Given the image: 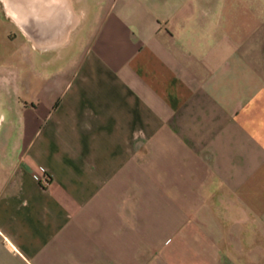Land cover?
<instances>
[{
  "label": "crops",
  "instance_id": "crops-1",
  "mask_svg": "<svg viewBox=\"0 0 264 264\" xmlns=\"http://www.w3.org/2000/svg\"><path fill=\"white\" fill-rule=\"evenodd\" d=\"M0 264H264V0H0Z\"/></svg>",
  "mask_w": 264,
  "mask_h": 264
},
{
  "label": "built area",
  "instance_id": "built-area-1",
  "mask_svg": "<svg viewBox=\"0 0 264 264\" xmlns=\"http://www.w3.org/2000/svg\"><path fill=\"white\" fill-rule=\"evenodd\" d=\"M32 176L35 180L40 181L45 176V170L41 167H38L33 170Z\"/></svg>",
  "mask_w": 264,
  "mask_h": 264
}]
</instances>
